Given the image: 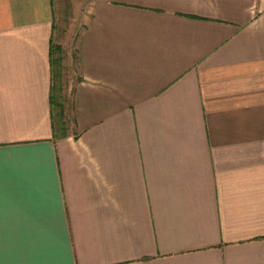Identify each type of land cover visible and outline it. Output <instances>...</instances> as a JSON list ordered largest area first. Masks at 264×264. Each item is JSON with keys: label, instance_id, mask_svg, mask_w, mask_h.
Instances as JSON below:
<instances>
[{"label": "crops", "instance_id": "0c3cea01", "mask_svg": "<svg viewBox=\"0 0 264 264\" xmlns=\"http://www.w3.org/2000/svg\"><path fill=\"white\" fill-rule=\"evenodd\" d=\"M52 26V27H51ZM0 0V264H264V0Z\"/></svg>", "mask_w": 264, "mask_h": 264}, {"label": "rangeland", "instance_id": "374dc122", "mask_svg": "<svg viewBox=\"0 0 264 264\" xmlns=\"http://www.w3.org/2000/svg\"><path fill=\"white\" fill-rule=\"evenodd\" d=\"M94 0H52L53 29L51 46L58 45L60 50L54 56L60 60L71 55L73 44L83 22L86 20ZM61 72V66L59 65Z\"/></svg>", "mask_w": 264, "mask_h": 264}, {"label": "trees", "instance_id": "16d2710c", "mask_svg": "<svg viewBox=\"0 0 264 264\" xmlns=\"http://www.w3.org/2000/svg\"><path fill=\"white\" fill-rule=\"evenodd\" d=\"M59 50L60 47L58 45L50 46L49 48V62L53 74L49 102L51 107V128L53 135L57 136V134H60V136L63 137L66 134V122L64 120L62 104L58 98L60 56L53 55L54 52H58Z\"/></svg>", "mask_w": 264, "mask_h": 264}]
</instances>
